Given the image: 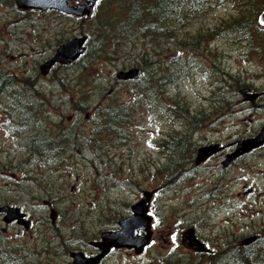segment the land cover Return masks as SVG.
Wrapping results in <instances>:
<instances>
[{
  "label": "rangeland",
  "instance_id": "rangeland-1",
  "mask_svg": "<svg viewBox=\"0 0 264 264\" xmlns=\"http://www.w3.org/2000/svg\"><path fill=\"white\" fill-rule=\"evenodd\" d=\"M243 1L213 5L203 17L176 24L171 29L178 30L181 39L187 41L198 38L199 34L217 32L227 20L245 13L240 8ZM15 4V0H0V74L15 76L17 88L30 96H34V89L39 91L36 105L42 97L44 103L35 114V123L44 124L40 131L45 134L49 147L56 151L63 146L69 152L65 154L67 158H60V165L54 170L55 166L42 162L46 158L33 155L30 158L26 148L30 134L26 130L32 128V123L21 134H16L0 108V207L13 205L24 209L35 222L30 231L24 232V227L9 226L0 217V232L14 247L20 246L21 255L30 260L27 262L37 264L39 258L45 264H73L70 254L77 252L75 246H79V251L87 256L97 250L90 244L92 241L85 245L78 243L81 237L76 234L79 232H73V227L78 222L89 224V233L99 234L98 239L103 232L118 229V223L131 215V207L143 197V191H153L156 187L150 175L144 177L147 167L152 163L161 166L177 160L169 154L167 159H163L166 151L158 150L159 147L152 143L154 136L160 131L157 135L160 143L174 131H187V126L152 118L140 110L129 121L130 138L126 143H113L111 138L106 145L100 144L97 150H89L88 144L71 137L70 133L65 141L64 138H54L53 133L64 131L67 134L74 123L94 126L98 121L94 119L96 107L114 102L127 103L136 95L133 82L119 80V72L140 68V58L144 53L153 59L161 49L174 53L176 48L161 40L158 34L154 43L139 38L129 44H120L113 58L108 61L100 58L87 70L80 71L76 64L67 66V70L58 65L43 75L40 67L55 55L57 49L75 38L88 37L93 23L49 12H24ZM72 4L75 5L74 2ZM260 6L261 0L252 8L255 11ZM257 21L258 18L255 24L262 32L258 34L254 30L252 36L249 35L250 42H245L238 34L224 32L223 35H215L204 41L202 46L208 57L200 55L195 61L198 66L204 63L209 67L210 62L219 58L220 67L229 74L228 77H239L246 83L242 89L248 88L251 93L259 94L253 100L257 103L251 105L254 109L244 101L240 90L221 96L230 102L229 115L207 132L193 133V142L198 149L209 145L224 147L223 151L218 148L216 155L220 153V156L202 163L200 174L187 178L182 186L175 187L173 191L160 189L158 195L152 197V215L156 216L159 204L163 220L161 225L153 223L152 241L144 252L135 254L134 251L129 253L128 249L117 250L101 264H161L160 258L169 256L174 247H178L176 256L187 254L189 257L185 263L193 264L195 262L190 259L197 258L195 251L182 243L191 229L198 242H205L208 249L233 239L241 247L250 246L254 242L243 245V241L254 236L256 241L260 238L258 234L264 227V146L242 155L226 169L223 167L227 156L237 151L240 141L257 137L264 128V27ZM81 33L85 35L81 36ZM90 44L95 46L93 39ZM183 56L188 58L189 53L184 50ZM204 69L185 67L186 73L176 74V81L167 84L165 90L179 92L192 111L211 108L217 81L214 76L207 79ZM223 76L220 72L217 79L221 80ZM27 101L30 99L24 100ZM80 101L88 105L82 108L78 104ZM234 105H239L240 110L232 109ZM237 111L241 112L232 115ZM84 132V136H90L89 131ZM78 141L80 145L74 147ZM26 171L37 175L39 181L27 180ZM114 171L121 173L118 177L124 183L125 191L114 190ZM44 200L51 201L59 214L54 226H51L50 210L43 205ZM120 202L127 203V206ZM96 212L102 222L94 218ZM114 214L118 217L108 218ZM199 219V224H192ZM110 221L117 226L109 228L105 225ZM60 234H63L62 239Z\"/></svg>",
  "mask_w": 264,
  "mask_h": 264
},
{
  "label": "trees",
  "instance_id": "trees-1",
  "mask_svg": "<svg viewBox=\"0 0 264 264\" xmlns=\"http://www.w3.org/2000/svg\"><path fill=\"white\" fill-rule=\"evenodd\" d=\"M230 2L232 0H98L92 17L85 19L92 21L93 26L89 28L90 32L87 34L89 43L84 54L74 63L80 71L89 69L100 58H105L107 61L110 60L114 57L117 46L132 43L139 38L154 43L158 38V34H160L161 40L173 46L175 45L176 51L174 53L164 52L161 49L156 53L157 57L155 56L153 59L144 53V56L140 58L141 65H139L141 78L130 81L135 86L134 92L136 95L127 103L119 104L114 102V104L105 107H96L94 117V119L98 120L94 129L96 135L112 136L113 143H126L129 140V121L133 114L140 110L151 115L152 118L157 115L159 119L166 120L171 124H185L187 126V131H174L171 136L169 135V138H165L160 143L159 141L155 143L156 147H159L158 150L162 148L166 151L164 154L167 153L177 159L172 164L167 163L159 166L156 163L147 167L144 177L150 175L151 181L156 184V187L153 188L156 193L160 189L173 191L177 186H182L187 178H194L198 173L199 167L196 166L198 148L196 142H193L195 137L193 133L198 132L201 134L207 132L210 128L218 126L229 115L227 112L230 110L228 97L227 103L225 98L221 96L229 92L236 93L246 86V83L242 82L239 77H228L229 74L220 67L219 58L210 62L209 67H205L204 63L200 66L195 64L196 57L200 55L208 57L202 47L204 46V41L215 35H223L224 32H227L229 34H238L242 36L245 42H250L248 40L249 35L251 34L252 36L254 30L258 34L262 32L255 22L260 15L264 0H261L262 6L255 11L252 7H255L259 0H244L241 2L240 8L245 13L227 20L225 26L217 32H209L206 35L199 34L198 38L192 39V41L182 40L180 32L176 29L172 30L171 27L191 19L196 20L203 17L206 10L213 5H226ZM115 6L117 8H114ZM243 7L246 8L242 9ZM90 34L92 37H90ZM83 35L85 34L81 33V36ZM92 39L95 42V46L92 44L94 47L90 44ZM182 50L189 53L188 58H184ZM185 67L188 69L205 68L207 79L213 78V76L216 78L217 85L214 89L215 92H213L215 97L212 98L211 108L192 111L188 101L179 92L166 91L167 84L176 81V77H178L176 74L184 75L186 73ZM62 68L68 69L67 66H62ZM220 72L224 74L221 80L217 79V75ZM16 80L15 76L8 77L0 74V108L3 109L2 111H4L6 117L9 118V127L16 134H21L32 123V128L26 130L30 134V140L28 139L26 147L28 154L30 158L32 155L33 157L44 156L46 161L42 162L55 166L52 169L54 170L56 166L60 165V152L65 149L61 146L55 151L54 147H49L45 134L40 131V128H42L40 122L35 123L37 122L35 114L40 110L36 107L39 102L37 105L34 102L36 101L35 94L30 96L27 92L19 90L16 86ZM26 98H29L31 103L30 101L24 102ZM27 103L29 104L27 105ZM78 104L82 108L88 105L85 101H80ZM214 104L217 105L214 106ZM233 108L239 109L236 105L232 106ZM238 112L241 111L233 112L232 115H237ZM59 133L60 131H55L54 138L60 137L61 140L64 138L65 141L69 135L65 134L64 131L61 132L63 136H60ZM78 133L71 132L70 136L78 139ZM188 166H191V168L186 170L185 168ZM120 174V172L114 171L112 184L115 187L114 190L119 188L121 191H125L124 183L120 182L118 177ZM26 179L32 180L34 183L39 181V177L29 171H26ZM128 180L130 181V178ZM123 203L120 202V204ZM124 204L127 206V203ZM157 206L155 222L161 225L163 220L161 217L162 210L159 204ZM97 213L94 218L102 222L103 220H99L101 217ZM113 217L115 219L118 216L114 214V216H109L108 218L113 220ZM199 221L200 219L194 220L192 224H199ZM109 224L105 223L109 228L117 226V224L113 225L111 221ZM73 228V232H79V234H76L81 237V240L78 241L80 244L85 245L87 242L96 241L99 237V234L89 233V224L81 225L78 222L76 227L74 226ZM180 233L179 231L177 239ZM262 233L263 235H261ZM258 235L260 238L250 246L241 247L238 245V241L234 239L231 241L226 240L219 247H212V249H208L209 247L206 246L205 248L208 250L206 253H202L203 250L194 252L197 258L190 259V261L195 262L193 264H204V262L207 264H264V227ZM11 243L0 232V264H34L27 262L30 261L29 259L21 257L20 246L14 247ZM172 249L174 251L169 256L160 258V263L186 264V257H189V255H179V258L176 256L178 247ZM74 250L79 251L81 248L75 246ZM36 262L37 264H45L39 258Z\"/></svg>",
  "mask_w": 264,
  "mask_h": 264
},
{
  "label": "water",
  "instance_id": "water-1",
  "mask_svg": "<svg viewBox=\"0 0 264 264\" xmlns=\"http://www.w3.org/2000/svg\"><path fill=\"white\" fill-rule=\"evenodd\" d=\"M97 0H15L16 6L22 11H58L64 14H71L76 17H90L92 15L93 8ZM74 2L75 5L72 3ZM258 25L264 27V10L258 17ZM88 37L75 38L66 44L61 45L52 59L47 61L41 66V72L43 75H47L48 72L57 64L71 65L75 63L85 52L86 43ZM141 77V71L139 68H133L129 71H121L118 73L117 78L119 80L129 81L136 80ZM240 95L245 102L253 101L257 99L259 94H252L250 89H242ZM264 146V128L258 134L257 137L240 141L237 144V151L227 156V160L224 161L223 167H228L229 164L242 155L252 152L259 147ZM218 152V146H206L201 147L197 152L196 164L200 165L206 162L211 156ZM155 191H144L143 198L131 207L132 215L119 222L120 230L110 231L102 234V241L98 243H92V246L101 250V254L95 258H87L83 253H71L70 256L73 259L74 264H100L112 248L114 249H128L134 250L136 254H141L144 249L151 242V223L152 218L148 215L149 204ZM5 212L6 216L4 220L6 223H10L19 220L20 224H25L20 221V209L3 207L0 209V213ZM56 212L51 211V217L54 219ZM25 226H29L26 222ZM146 232L145 235L140 236L139 232ZM191 238V241H190ZM187 246L194 248L197 251H205L206 248L203 244L199 243L194 238L193 232H188L185 236ZM256 236L251 237L243 241V245H249L255 242ZM188 241H190L188 243Z\"/></svg>",
  "mask_w": 264,
  "mask_h": 264
},
{
  "label": "flooded vegetation",
  "instance_id": "flooded-vegetation-1",
  "mask_svg": "<svg viewBox=\"0 0 264 264\" xmlns=\"http://www.w3.org/2000/svg\"><path fill=\"white\" fill-rule=\"evenodd\" d=\"M16 5V4H15ZM95 8V7H94ZM94 10L95 9H93V13H94ZM31 12H34V10H30ZM24 12H29V11H24ZM46 12H49V13H55V14H57V15H59V16H66V17H69V18H77V19H79V18H83V19H89V18H84V17H76V16H74V15H71V14H63V13H61V12H58V11H46ZM41 13V12H40ZM42 13H45V12H42ZM87 43H88V41H87ZM87 43H86V45L85 46H87ZM255 101H252V102H248L249 104V107H250V109H254V108H252L251 107V105H254L255 103H257V101L254 103ZM44 103V97H42L41 99H40V101H39V104L36 106V107H38V109H41L42 108V104ZM247 103V102H246ZM236 107H238L239 109H240V107H239V105H236ZM244 111H246V110H244ZM156 119H159L158 117H157V115H156V117H155ZM75 119H77V118H75ZM87 120V119H86ZM73 122H74V120H73ZM44 124H42V126H43ZM95 126H96V124L94 125V126H91V125H89V126H85V125H79L78 123H74V126H71L70 127V129H69V132L67 133V134H69V133H76V132H79L78 133V140L82 143H85V144H88L89 145V147H88V149L89 150H97L98 148H99V145L100 144H103V146L104 145H106V143L107 142H109L110 141V139L112 138V136H110V137H107V136H97L96 135V133H95V131H94V129H95ZM76 129H80V131H77ZM84 131H89L90 132V136L89 137H86V136H84V134H85V132ZM210 133H212V132H210ZM159 134H160V131L158 132V134H156L155 136H154V139H153V144L155 145V143L157 142V141H159V139H157V135L159 136ZM55 134L53 133V136H54ZM59 135L60 136H63L62 134H61V132L59 133ZM167 138H169V135L167 136ZM85 140H87V141H85ZM77 142V143H75L73 146L74 147H76V146H78V145H80V142ZM218 148H221V150L224 148V147H218ZM224 150V149H223ZM222 150V151H223ZM222 151H221V153H222ZM69 151H61L60 152V158L62 159L63 157H65V154L66 153H68ZM220 154V153H219ZM213 155V156H211L207 161H210V160H212V159H214L215 158V156H220V155ZM65 158H67V157H65ZM168 158V154H165L164 156H163V159H167ZM64 160H66V159H64ZM206 161V162H207ZM205 162V163H206ZM153 165H155L156 163H152ZM196 165V164H195ZM202 165V164H201ZM196 166H198L199 167V170H198V173L194 176V177H196L197 175H199L200 174V171H201V166L200 165H196ZM230 166V165H229ZM226 169V168H225ZM158 195V193H156V195L155 196H157ZM153 200V199H152ZM152 200H151V202H152ZM110 203V202H109ZM43 205L45 206V208H48L50 211H52V210H54L55 212H56V215H55V217H54V219H52V217H51V215H50V218H51V226H54L55 225V223H56V221H57V219H58V212L54 209V207H53V203L51 202V201H47V200H44V203H43ZM6 206H8V205H6ZM13 206V205H12ZM12 206H8V207H12ZM150 206H153L152 205V203L150 204ZM2 207V206H1ZM0 207V208H1ZM13 208H18V207H13ZM18 209H20V208H18ZM20 216L21 215H24V217H21V219H20V221H22V222H24L25 224H26V222L25 221H27L28 222V225L29 226H25V224H20L19 223V220H16V221H13V222H10V223H6L5 222V220H4V217L6 216V213H4V212H2V213H0V217H2V219H3V221L7 224V225H9V226H12V225H14V226H17V227H20L21 226V228L22 227H24V232H28V231H30V229H31V227L33 228V226H34V224H35V222H34V219L30 216V214L29 213H27L26 211H24V209L22 210V209H20ZM155 217V216H154ZM140 235H142L143 234V232L142 231H140V233H139ZM60 237H61V239H62V237H63V234L61 235L60 234ZM204 240H202V242H203ZM182 243H183V240H182ZM204 244H206L205 242H204ZM113 252H115V251H111V253L110 254H112ZM195 252H197V251H195ZM129 253H132V250H130L129 251ZM95 254H98V251L97 250H95V253H92L90 256H93V255H95ZM38 258V257H37Z\"/></svg>",
  "mask_w": 264,
  "mask_h": 264
},
{
  "label": "bare ground",
  "instance_id": "bare-ground-1",
  "mask_svg": "<svg viewBox=\"0 0 264 264\" xmlns=\"http://www.w3.org/2000/svg\"><path fill=\"white\" fill-rule=\"evenodd\" d=\"M6 84V83H5ZM157 86V85H156ZM159 86V85H158ZM156 90V89H155ZM34 94H35V99H36V101H37V99H39V96H40V93H39V91L38 90H34ZM36 101H34V102H36ZM30 103H31V101H30ZM33 103V102H32ZM32 105V104H31ZM34 105V104H33ZM30 119V118H29ZM24 129V128H23ZM44 157V156H43ZM185 160V159H184ZM180 161V160H179ZM183 161V160H182ZM162 174V173H161ZM21 257H23V258H25L24 256H22L21 255Z\"/></svg>",
  "mask_w": 264,
  "mask_h": 264
}]
</instances>
